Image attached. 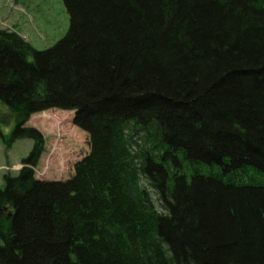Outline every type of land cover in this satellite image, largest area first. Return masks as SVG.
<instances>
[{
    "label": "trees",
    "instance_id": "16d2710c",
    "mask_svg": "<svg viewBox=\"0 0 264 264\" xmlns=\"http://www.w3.org/2000/svg\"><path fill=\"white\" fill-rule=\"evenodd\" d=\"M64 3L46 49L0 29L11 141L36 140L0 188V264H264V0ZM52 108L89 134L64 180L24 126Z\"/></svg>",
    "mask_w": 264,
    "mask_h": 264
},
{
    "label": "rangeland",
    "instance_id": "374dc122",
    "mask_svg": "<svg viewBox=\"0 0 264 264\" xmlns=\"http://www.w3.org/2000/svg\"><path fill=\"white\" fill-rule=\"evenodd\" d=\"M70 16L64 0H0V29L15 31L37 49H46L65 36ZM74 110L52 108L35 112L25 122L41 137L42 152L36 177L67 179L75 163L90 151L89 134L73 121ZM16 119L0 101V188L5 175H16L35 147L34 138L11 141ZM158 207L160 203L156 202Z\"/></svg>",
    "mask_w": 264,
    "mask_h": 264
}]
</instances>
